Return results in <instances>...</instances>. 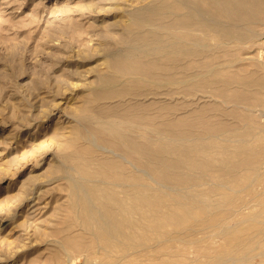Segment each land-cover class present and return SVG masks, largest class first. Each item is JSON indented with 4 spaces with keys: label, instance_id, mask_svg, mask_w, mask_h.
I'll return each instance as SVG.
<instances>
[{
    "label": "bare ground",
    "instance_id": "6f19581e",
    "mask_svg": "<svg viewBox=\"0 0 264 264\" xmlns=\"http://www.w3.org/2000/svg\"><path fill=\"white\" fill-rule=\"evenodd\" d=\"M130 17V47L109 54L107 70L74 113L76 136L65 140L72 150L61 147L64 161L57 169L63 176L56 180L67 181L73 224L54 240L55 262L74 264L83 256L84 264H127L158 251L166 264H264V228L237 234L246 223L264 224L250 202L229 193L247 188L228 183L198 190L215 171L225 181L237 179L247 163L233 161L244 150L229 144L244 147L248 137L223 120H205L209 107H191L188 120L184 116L185 98L194 96L225 104L239 93L234 106L243 108L245 71L232 72V59L220 57L230 56L224 44L254 39L264 0H148ZM32 181L19 204L31 203L30 210L45 194L43 181ZM216 238L226 245L217 246Z\"/></svg>",
    "mask_w": 264,
    "mask_h": 264
},
{
    "label": "rangeland",
    "instance_id": "374dc122",
    "mask_svg": "<svg viewBox=\"0 0 264 264\" xmlns=\"http://www.w3.org/2000/svg\"><path fill=\"white\" fill-rule=\"evenodd\" d=\"M147 3L148 0H0V264L56 263L54 240L64 237V230L73 224L66 212L67 181L56 180L63 176L57 169L64 161L62 144L67 152L72 150L65 140L76 136L75 111L85 106L98 73L107 70L109 54L130 47L134 34L126 27L135 22L130 14ZM254 26L257 32L253 40L248 39L244 45L224 44L230 56L220 57L223 61L232 59V72L245 71L243 108L234 106L239 93H231L225 104L220 98H215L217 102H203L194 96L185 98L184 116L188 120L191 107L194 112L209 107L205 120H223L225 126L248 137L244 147L229 144L236 151L244 150L233 161L247 163L237 179L225 181L221 172L215 171L212 180L198 190L228 183L236 190L247 188L241 195L229 193L250 202L253 213L261 212L264 221V19ZM138 32L144 33L139 28ZM163 104L151 107L160 110ZM222 111H227L228 116L218 115ZM31 179L43 181L39 187L43 186L45 192L34 210L29 209L31 203L19 206L29 193ZM50 179L55 180L44 182ZM256 194L259 197L253 199ZM259 223H246L238 236L243 238L251 230L264 228ZM215 240L217 246L226 245L224 239ZM201 245H206L205 241ZM192 248L187 252L191 259L197 247ZM157 252L131 257L127 264H166L162 252ZM84 260L78 256L74 264H84Z\"/></svg>",
    "mask_w": 264,
    "mask_h": 264
}]
</instances>
